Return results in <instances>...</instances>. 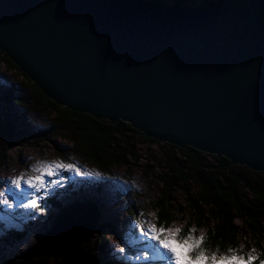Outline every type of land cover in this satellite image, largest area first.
Returning <instances> with one entry per match:
<instances>
[{
  "label": "water",
  "instance_id": "95a60500",
  "mask_svg": "<svg viewBox=\"0 0 264 264\" xmlns=\"http://www.w3.org/2000/svg\"><path fill=\"white\" fill-rule=\"evenodd\" d=\"M263 9L264 0H0V50L57 106L264 172ZM98 218L92 201L73 202L39 247L75 250Z\"/></svg>",
  "mask_w": 264,
  "mask_h": 264
},
{
  "label": "trees",
  "instance_id": "16d2710c",
  "mask_svg": "<svg viewBox=\"0 0 264 264\" xmlns=\"http://www.w3.org/2000/svg\"><path fill=\"white\" fill-rule=\"evenodd\" d=\"M220 1L171 0L169 5L201 8L212 7ZM150 2L167 4L165 0ZM261 20L264 22V9ZM0 62L24 77L31 93V107L35 110L48 108L56 112L70 135L69 140L76 147L75 152L102 172L106 173L114 167L128 169L130 166H136L142 158L137 152V140L159 146V155L147 152L145 159L149 169L154 166L160 170L157 177L161 184L159 194L152 202V206L156 208L155 223L158 226L167 228L175 220L176 209L172 208L170 202L175 190H178L184 196L189 214L179 227L183 230L181 235L186 234L188 229L195 228L196 236H206L205 244L211 251L218 248V254H225L231 248L242 250L243 254L247 255L254 247L257 251L255 253L264 259V172L233 163L225 156L218 157L191 146L181 148L147 137L125 121L110 122L86 112L57 106L2 50ZM1 96L5 102L26 106L14 87L3 89ZM18 132L15 123L9 120L1 121L0 140H11L22 131ZM3 151L4 148L0 152V166L3 165ZM49 200L53 202V207H59V211L66 207H60L53 199ZM55 217L56 214L53 221ZM236 220L240 224L236 223ZM103 226L96 224V231L102 230ZM200 229L204 231L201 233ZM71 242L65 246H69ZM30 252L20 255L17 259L5 258L0 264H120L104 253L100 238L94 241L90 238L83 239L75 250H45L40 251L41 254Z\"/></svg>",
  "mask_w": 264,
  "mask_h": 264
},
{
  "label": "rangeland",
  "instance_id": "374dc122",
  "mask_svg": "<svg viewBox=\"0 0 264 264\" xmlns=\"http://www.w3.org/2000/svg\"><path fill=\"white\" fill-rule=\"evenodd\" d=\"M165 1L171 4V0ZM8 87L15 88L26 106L4 101L1 91ZM31 99L24 77L0 62V119L15 123L17 130L22 131L11 140H0V152L4 148L3 165L0 166V261L17 259L28 251L41 254L40 251L45 250H68L66 243L56 245L55 241L53 244L45 241V245L39 247L42 235L53 224V216L60 212L59 207H53L49 200L53 199L60 207L84 200L97 205L99 218L96 224L104 226L100 231H96L97 228L91 230L88 238L92 241L100 238L104 253L120 264H170L162 250L154 252L152 242L139 239V230L134 228L138 219L160 227L155 223L156 208L152 206L159 194L161 184L157 177L160 170L154 166L149 169L145 160L147 152L159 155V146L137 140V152L142 157L140 162L128 169L114 167L104 173L75 152L76 147L69 140L70 135L56 112L48 108L35 110L31 107ZM56 158L77 164L82 172L94 171L101 175L77 176L62 172L60 176L46 178L57 183L49 184L47 191L39 192L27 189L23 184L20 189H15L8 183L21 173H28L38 161ZM6 197L11 207L3 202ZM33 197L38 200V208L22 206ZM170 203L176 209L175 220L166 229L179 228L189 216L182 192L175 190ZM236 223L240 224L238 220ZM203 231L200 229L201 233ZM133 232L137 235L134 243L130 240ZM120 247L125 248L123 253Z\"/></svg>",
  "mask_w": 264,
  "mask_h": 264
},
{
  "label": "snow or ice",
  "instance_id": "6c2138e0",
  "mask_svg": "<svg viewBox=\"0 0 264 264\" xmlns=\"http://www.w3.org/2000/svg\"><path fill=\"white\" fill-rule=\"evenodd\" d=\"M62 172L74 173L75 175H101L99 172L88 171L82 172L77 164L66 162L61 159L41 160L34 164L28 173H21L12 178L8 183L15 186V189H20L22 184L27 189H32L36 192L41 190L47 191L49 184L55 185L56 181H50L46 178L60 176ZM42 199V197H41ZM9 207L8 198L3 201ZM25 208L36 209L39 207L37 198L33 197L27 204L22 205ZM134 228L139 230V239H147L152 242V250L162 252L166 255L170 264H264V259L260 258L259 254H255L253 249L243 254L242 250L229 248L225 254H218L219 249L211 251L205 244L206 236H196L195 228L187 230L186 234L181 235V228L166 229L163 226L157 228L154 224L146 220H136ZM137 235L133 232L130 240L134 243ZM125 251L124 247H120V252ZM159 253V252H158Z\"/></svg>",
  "mask_w": 264,
  "mask_h": 264
}]
</instances>
